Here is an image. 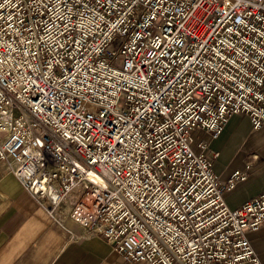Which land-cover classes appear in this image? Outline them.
<instances>
[{
    "label": "built area",
    "instance_id": "1",
    "mask_svg": "<svg viewBox=\"0 0 264 264\" xmlns=\"http://www.w3.org/2000/svg\"><path fill=\"white\" fill-rule=\"evenodd\" d=\"M264 0H0V164L125 264H259L206 144L264 128Z\"/></svg>",
    "mask_w": 264,
    "mask_h": 264
},
{
    "label": "crops",
    "instance_id": "2",
    "mask_svg": "<svg viewBox=\"0 0 264 264\" xmlns=\"http://www.w3.org/2000/svg\"><path fill=\"white\" fill-rule=\"evenodd\" d=\"M225 122L214 140L192 131L191 148L196 152L205 143L206 154L217 155L210 167L219 183H226L234 171L243 175V181L222 194L228 209H235L264 192V128L252 130L242 115ZM246 240L264 264V227L247 234ZM0 264L125 263L101 238L87 237L74 223L54 225L0 164Z\"/></svg>",
    "mask_w": 264,
    "mask_h": 264
}]
</instances>
